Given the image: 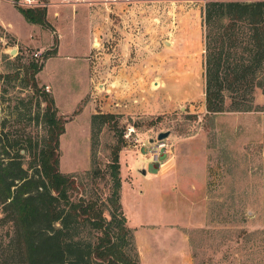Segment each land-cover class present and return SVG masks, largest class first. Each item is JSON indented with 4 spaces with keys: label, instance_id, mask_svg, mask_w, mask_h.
<instances>
[{
    "label": "rangeland",
    "instance_id": "1",
    "mask_svg": "<svg viewBox=\"0 0 264 264\" xmlns=\"http://www.w3.org/2000/svg\"><path fill=\"white\" fill-rule=\"evenodd\" d=\"M15 1L0 0V72L20 70L22 77L33 61L45 63L37 82L66 118L60 170L77 176L78 194L108 201L107 168L123 134L121 204L141 264H264V111L206 109L210 0H84L99 45L88 52V29H75L68 13L59 19L60 49L48 61L43 54L59 44L53 27L29 22ZM78 1L55 0L51 21ZM9 22L24 43L7 31ZM25 83L1 84L0 120H9L11 136L35 141L45 134L36 120L44 103L39 107L40 93ZM256 102L264 105L261 90ZM99 113L115 116L93 146L92 116ZM162 131L171 132L163 140L172 151L160 166L148 148ZM9 229L0 222V243Z\"/></svg>",
    "mask_w": 264,
    "mask_h": 264
},
{
    "label": "trees",
    "instance_id": "2",
    "mask_svg": "<svg viewBox=\"0 0 264 264\" xmlns=\"http://www.w3.org/2000/svg\"><path fill=\"white\" fill-rule=\"evenodd\" d=\"M18 8L28 21L51 28L46 6ZM204 13L206 109L213 114L264 111L256 102L257 90L264 94V0H210ZM56 53V47L47 50L43 60ZM44 66L33 61L22 77L20 70L0 72V86L9 78H24L40 93L38 104L44 108L36 120L45 129L41 139H22L4 130L7 118L0 120V222L10 227L8 239L0 243V264H141L121 204L123 134L107 168L108 201L78 194L77 176L60 170L66 118L54 97L39 88L36 75ZM114 116H92L93 146ZM93 174L98 177L100 168Z\"/></svg>",
    "mask_w": 264,
    "mask_h": 264
},
{
    "label": "crops",
    "instance_id": "3",
    "mask_svg": "<svg viewBox=\"0 0 264 264\" xmlns=\"http://www.w3.org/2000/svg\"><path fill=\"white\" fill-rule=\"evenodd\" d=\"M50 1H51V3H48V5H47V20L51 24V28L53 27V32H54V34H56V37L59 40L57 53L60 49V44H61L60 40L62 39V34L60 33L59 29H61L60 27H61L62 21H64V18H68V16H67L68 13L71 14V19L74 23L75 29H77V23L83 24V27H86L88 29V39L89 40H88L87 47L89 49L88 52L90 53L94 47V43H95V39H96V35H97V31L95 30V26H96L95 25V19H94V14L92 12V9L87 4H85V2L84 3H77V5L74 8L72 6H67V7L65 6V7L61 8L59 11L54 12L55 20L51 21L48 9L50 6H53V4L55 3L54 2L55 0H50ZM65 16H67V17H65ZM61 17H63V18H61ZM60 18L62 19L61 24L59 23ZM31 23L43 27L40 24L33 23V22H31ZM3 25L5 26L7 31H9L12 35H14L17 38L16 40L18 42H22V40L19 37L20 35H19L18 31L15 29L14 25H12L10 22L7 24L3 23ZM22 43H24V42H22ZM52 57H54V56H52ZM52 57H50L48 60H50ZM55 100H56V98H55Z\"/></svg>",
    "mask_w": 264,
    "mask_h": 264
},
{
    "label": "built area",
    "instance_id": "4",
    "mask_svg": "<svg viewBox=\"0 0 264 264\" xmlns=\"http://www.w3.org/2000/svg\"><path fill=\"white\" fill-rule=\"evenodd\" d=\"M18 1L19 0H16L15 2L22 4L23 6H21V7H36V6H42V5L43 6L45 5L47 7V5H48L47 2L44 3L43 1L41 2V0H20L19 2ZM67 1H70V0H67ZM76 1H78V0H76ZM114 1H117V0H114ZM123 1L128 2L130 0H123ZM84 2H86V1H84V0H82L81 2L78 1L73 5H76L77 3H84ZM34 55L37 58H39V57H41L42 53L41 52H34ZM46 87H47V89H49V86H46ZM128 133H129L128 135H131L132 130L130 129L128 131ZM155 143H157V144H155ZM148 149H149V152H152L155 155L154 161L156 163H158L160 166H161V162H160L161 157L165 153L167 154V153L172 151L170 144L168 142H166V140H158V139L156 141L149 143Z\"/></svg>",
    "mask_w": 264,
    "mask_h": 264
},
{
    "label": "water",
    "instance_id": "5",
    "mask_svg": "<svg viewBox=\"0 0 264 264\" xmlns=\"http://www.w3.org/2000/svg\"><path fill=\"white\" fill-rule=\"evenodd\" d=\"M16 48H14L13 50H12V52L11 53H15L16 52ZM170 131H162V132H160L159 134H158V136H157V139L158 140H163V139H166L169 135H170ZM155 140V138H153L151 141L153 142ZM144 173H145V171H144Z\"/></svg>",
    "mask_w": 264,
    "mask_h": 264
}]
</instances>
